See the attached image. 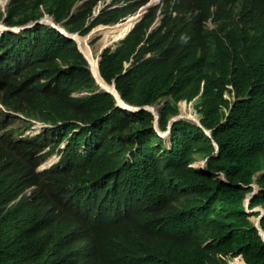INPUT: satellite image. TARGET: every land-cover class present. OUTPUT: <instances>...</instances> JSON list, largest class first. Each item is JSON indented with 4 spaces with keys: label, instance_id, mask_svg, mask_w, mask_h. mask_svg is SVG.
<instances>
[{
    "label": "trees",
    "instance_id": "trees-1",
    "mask_svg": "<svg viewBox=\"0 0 264 264\" xmlns=\"http://www.w3.org/2000/svg\"><path fill=\"white\" fill-rule=\"evenodd\" d=\"M99 1L11 0L6 23L39 20L44 10L69 33L86 36L98 25L121 20L117 10L105 8L91 21ZM173 32L147 37L136 28L119 47L105 50L100 63L101 76L108 84L115 81L127 104L164 103L162 131L178 115L180 102H194L204 129L175 123L170 148L149 112L118 109L103 91L71 97L98 91L73 41L41 25L0 37V65L24 77L21 103L27 114L52 126L10 148L0 139V163L5 161L0 186L17 178L24 163L33 172L36 155L47 146L68 142L66 174L55 199L60 212L20 234L29 254L48 264L57 231L70 224L113 248L112 264H264V240L245 207L254 177L264 173V70L256 52L238 42L216 56L193 51L179 57ZM197 157L208 159L204 170L192 167ZM257 183L261 190L250 210L264 208V174ZM0 264L12 263L0 259Z\"/></svg>",
    "mask_w": 264,
    "mask_h": 264
},
{
    "label": "clouds",
    "instance_id": "clouds-1",
    "mask_svg": "<svg viewBox=\"0 0 264 264\" xmlns=\"http://www.w3.org/2000/svg\"><path fill=\"white\" fill-rule=\"evenodd\" d=\"M10 2L11 0H3L0 2V12L2 13V17H0V37L5 33L19 35L26 30L41 25L55 30L62 37L75 43L77 49L88 64V69L98 87V91L94 93H73L71 97L74 98L91 96L100 91L107 93V90L103 89L101 84L97 83L94 77L95 74L92 70L93 68H91L92 63L88 61L86 55L72 35H78L82 38L91 37L99 27H114L126 23L131 19H135V21L129 33L123 39L112 41L111 44H115V48L119 47L120 43L136 28L142 29L147 37L158 31L165 32L168 29H172L174 30V47L179 57L193 51H197L198 55L205 54L216 56L222 50H227L232 43L238 42L256 52L255 60L260 63L261 68L264 70V0H212L205 3L201 0H101L94 9L91 21L97 18L105 8L117 10L121 20L113 25H98L86 36H82L78 33H69L62 24L57 23L54 17L46 14L44 10L42 11L43 17L39 20L30 21L22 25H9L6 23V20L8 19L7 9ZM82 3L83 2L78 3L73 12H75ZM170 10L174 11L176 18L167 15L171 13ZM179 23L184 24L180 25ZM89 44L92 47L96 42ZM108 46L101 49L99 53V73L104 51L109 48L115 49ZM130 65L131 63H126L125 68L127 69ZM23 79L24 77L14 74V72L9 70L6 66L0 65V114L4 116V119L0 121V139L5 148H10L19 142L32 141L52 128L48 123L27 114L26 108L21 103L25 95ZM41 82L43 83L44 80ZM104 82L106 81L104 80ZM109 85H113L114 87L115 81H113V84ZM115 90L117 91V89ZM117 94L120 95L118 91ZM112 97L114 98V96ZM225 98L232 100L228 94L225 95ZM114 101L118 109L132 113L143 111H133L131 110L132 107L138 109H142V107L131 106L125 101V103L121 101L127 107L123 108L118 100L114 98ZM183 102L187 105H192L193 109H195L194 102H180L178 104L179 113L169 119L166 131H162L159 127L161 119L159 110L164 106V103L162 105L151 106L154 108L157 107L158 109V125H155V122L158 121L155 116L156 114L154 115L152 112L146 111L154 117V130L157 135L166 142L168 148H170L171 144V134H168L171 121L177 119L175 123L179 121L191 122L182 118L180 115V105ZM128 107L130 109H128ZM147 107L149 106H144L143 108ZM17 114L23 115L27 120L23 126H19L17 129H9L10 126L15 124L18 118V116H16ZM199 118L200 125H198L199 122L194 124L204 129L201 124V116ZM32 122L40 124L41 127L39 132L32 137H24L22 131L25 129L30 130L33 126L31 124ZM175 123H172V128ZM159 131L163 133V135ZM204 131L208 137H211L210 131ZM216 145L215 143V147ZM67 146L68 142H63L58 147L54 144L47 146L36 155L38 165L33 167V172H29L26 168L27 164L24 163L22 168L16 171L17 178H10L7 185L0 186V243H2L0 259L2 261H7L12 264H46L40 255L29 254L26 251L25 242L20 234L52 218L60 212V207L56 205L55 199L58 193L57 188L60 184V177L66 174V172L62 171L65 169L62 162L65 157ZM55 155L59 156V161L51 167H47L49 165L47 162ZM214 155H216V152ZM199 161H203L204 163V166L199 169L204 170L208 159H200ZM4 164L5 161H2L0 166ZM193 165L192 167L197 168ZM72 174L73 172H70L69 177ZM262 174L264 173L257 175L261 176ZM49 176H53L54 179L49 180ZM221 177L225 180L224 175ZM22 180H26L27 182L20 184L19 182H22ZM34 182H36V184H32ZM249 187L252 188V191L248 194L246 200L253 194L257 195L261 190L255 177L254 183ZM255 195L251 198L253 199ZM258 208L264 211L263 207H257L253 209L254 212ZM246 209L249 214L253 211L250 210L249 207H246ZM256 213L261 215V212L258 210ZM259 217H256V219ZM14 248H16L18 252H16L14 256H11ZM30 255L31 258H29ZM113 258V248L104 245L94 233L67 224L61 226L56 233L53 254L48 264H55L56 261L62 259L68 260L69 264H112ZM233 262H231V264H233Z\"/></svg>",
    "mask_w": 264,
    "mask_h": 264
},
{
    "label": "bare ground",
    "instance_id": "bare-ground-1",
    "mask_svg": "<svg viewBox=\"0 0 264 264\" xmlns=\"http://www.w3.org/2000/svg\"><path fill=\"white\" fill-rule=\"evenodd\" d=\"M170 11H171V13H168L167 15L176 18L174 11L173 10H170ZM178 19H179V17H178ZM134 21H135V19H131L126 23H122V24H119V25L114 26V27H106V28L99 27V28H97L95 30L94 34L98 33L103 37V39H102L103 42L102 41L100 42L101 48L97 53H95L93 51V49L90 47V44L88 45V40L86 38H90V37H83L82 38V37H79L78 35H72L73 38H75L76 41L78 42V45L80 46L81 50L86 55L88 61L92 63L91 68H93L95 70L94 74L99 79V82H100L102 88L113 93L116 96V98L118 99L119 104L122 105L123 108H127V107L120 101V99L117 95V91L114 89L113 85H109L106 82H104V80L102 79V76L99 73V70H98L99 59H98V57H99V53H100L101 49L110 45L112 43V41H118L120 39H123L129 33V31L132 29ZM128 109H130V108L128 107ZM145 109L152 111L154 114H157V110H158L157 107L154 108L151 106H149ZM131 110L135 111L137 109L132 107ZM142 110L144 111L143 107H142ZM180 115L182 118H185V119L193 122V124L198 123L200 120V118L194 112L188 110V105L185 104L184 102L181 103V105H180ZM161 134L163 135V133H161ZM254 223L256 225H258V220L255 219ZM262 235L264 237L263 231H262ZM234 263H236V262H234Z\"/></svg>",
    "mask_w": 264,
    "mask_h": 264
},
{
    "label": "rangeland",
    "instance_id": "rangeland-1",
    "mask_svg": "<svg viewBox=\"0 0 264 264\" xmlns=\"http://www.w3.org/2000/svg\"><path fill=\"white\" fill-rule=\"evenodd\" d=\"M3 1V0H0V2ZM103 35V34H102ZM88 40V45L89 43H92V42H96L95 45H93L91 48L93 49V51L95 53H97L100 48H101V41L103 39V37L100 35V34H94L93 36H91L90 38H86ZM103 42V41H102ZM115 44H111L110 46L108 47H114ZM188 110L194 112L195 114L198 115V117H200V115L197 113V111L195 109H193L192 105H188ZM16 116H18L17 120L15 121V124L13 126H10L9 129H17L19 126H23L25 121L27 120L23 115L21 114H17ZM1 119H4V116L2 114H0V121ZM33 126L30 130H27L25 129L23 132V135L24 137H32L34 135H36L39 130H40V124L38 123H35V122H32L31 123ZM19 131V130H18ZM198 160H200V157H197ZM59 161V156L55 155L53 156L47 163H49V165L47 167H51L52 165H54L55 163H57ZM193 166L197 167V168H200V167H203L204 166V163L203 161H198L196 164H194ZM260 175H257L255 176V180H257L259 178ZM257 211V210H256ZM256 211L254 212L253 211H249L250 212V220L252 222H255V219H256V216L253 215V213H256ZM233 264H237V263H233Z\"/></svg>",
    "mask_w": 264,
    "mask_h": 264
},
{
    "label": "water",
    "instance_id": "water-1",
    "mask_svg": "<svg viewBox=\"0 0 264 264\" xmlns=\"http://www.w3.org/2000/svg\"><path fill=\"white\" fill-rule=\"evenodd\" d=\"M93 70V72H94V69H92ZM95 77V79H96V81H97V83L98 84H100V82H99V79L96 77V76H94ZM114 88L116 89V87H115V85H114ZM107 93H109V94H111L112 96H114V98L116 99V100H118L117 98H116V96L113 94V93H111L110 91H107ZM118 95V94H117ZM118 97H119V99H120V101H122V102H124V100L122 99V97L120 96V95H118ZM125 103V102H124ZM137 110H135L136 112H138V111H141L142 109H138V108H136ZM144 110L145 111H150V110H147V109H145L144 108ZM150 112H152V111H150ZM153 113V112H152ZM154 114V113H153ZM155 115V114H154ZM156 116V118H157V120L158 121H156L155 122V125H158V122H159V116L156 114L155 115ZM177 121V119H173L172 121H171V126L169 127V130H168V134H171V132H172V123H175ZM198 125H200V122L198 123ZM216 149H217V151H216V154L218 153V146L216 145ZM253 195H255V194H253ZM253 195H251V197L253 196ZM249 198V199H247L246 200V207H249V204H250V201H251V199L252 198ZM259 212H261V215H260V217L257 219L258 220V225H254L258 230H259V232H260V236L262 237V239L264 240V237H263V235H262V231L263 230H261L262 228H261V220L264 218V211H262L261 209H257ZM264 232V231H263Z\"/></svg>",
    "mask_w": 264,
    "mask_h": 264
}]
</instances>
